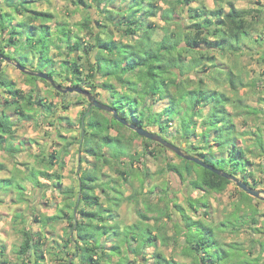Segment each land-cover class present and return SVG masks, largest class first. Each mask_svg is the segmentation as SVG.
<instances>
[{
    "label": "trees",
    "instance_id": "1",
    "mask_svg": "<svg viewBox=\"0 0 264 264\" xmlns=\"http://www.w3.org/2000/svg\"><path fill=\"white\" fill-rule=\"evenodd\" d=\"M1 1L4 4L0 8L1 54L31 70L46 72L55 82L60 79V82H56L59 85L68 84L63 87L88 88L86 90L96 99L101 94L100 90L108 92V101L104 103L114 108L118 116L127 122L148 128L170 141L184 139L187 153L236 176L250 187L258 186L255 171L250 168L255 165L248 156L250 151L248 147L238 145L239 136L243 133L238 132L233 112L227 109L232 103L230 97L224 92L208 88L202 78L191 84L188 73L211 74V70L217 68L215 53L225 56L228 52H235L252 31L262 29L255 23L257 20L258 24L264 22L263 9L240 8L232 0H219L213 8H209L205 0H165L167 6L163 9L157 4V0H75L76 7L86 6L95 10L99 17L95 20L98 27L96 31L92 14L88 10L85 21L78 23V29L74 31L66 22L56 21V16L51 11L34 8V2L49 0ZM257 2L264 6L262 0ZM159 12L167 24L161 33L156 23L147 21L148 18L156 17ZM175 14L184 22H174ZM53 20L55 26L52 28L48 22ZM172 23L175 24L174 27ZM111 24L122 28L120 32L127 38L126 41L114 39ZM79 29H85L91 40L89 37L82 38L78 34ZM263 33L264 31L259 33L256 38L260 46L264 45L260 37ZM5 48L8 49L7 52ZM52 50L64 58L56 61ZM14 52L19 55H14ZM88 54H93L94 59L91 61L87 57L85 68L83 55ZM262 59L264 60V54ZM226 74L232 89L236 90L232 72L228 71ZM25 75L31 81L41 80L52 86L38 76ZM0 88L6 94L0 110V142H3L5 136L14 134V122L8 110L20 118L30 117L29 111L33 106L55 114V109L68 108L69 103L65 97L70 93L78 96L76 104L82 101L87 103L80 113L78 145L79 150L92 157L94 162L79 170L76 191L73 187L61 189L60 181L55 183V187L74 199L72 204L64 205L69 210L61 208L54 215L43 219L35 215L33 219L40 223L41 228L61 219L67 220L70 230L65 247L71 245L74 248L69 255L74 257L76 254L79 264H189L166 256L160 249V245L169 246L171 241L175 246H181V252L191 257L193 264H259L257 257H243V245L226 243L220 239V232L226 228L233 229V221L213 224L203 216L190 215L176 202L172 204L179 219L173 223L171 235L164 229L161 230L157 217L153 224L146 220V209L154 210L150 203L145 204L146 209L143 211L137 208L140 217L138 221L122 226L116 211L105 207L95 192V188L100 186L102 192L109 193L111 181L106 179L104 167L111 168L117 163L125 169L127 166L131 169L148 154L156 157L155 147H159L158 154L169 149L138 135L120 123L111 112L94 106L88 108L89 101L80 93H62L53 87L60 99L57 103L46 102L45 97L35 92V87L24 92L3 72L0 73ZM159 100L165 103L156 110L152 103ZM262 101L264 102V97ZM252 112L264 114V107ZM113 130L114 134L111 132ZM137 139L141 142L138 148L135 145ZM256 143L264 151V143L260 138ZM9 149L14 150L11 145ZM63 151L64 154L68 153L66 146ZM178 157L181 163L166 161L167 170L178 175L182 184L187 182L191 189L202 192V197L189 198L190 208L196 213L203 207V215H208L205 209L209 206L207 194L223 192L233 181L193 161ZM52 159L62 162L61 153L57 151L51 154L47 166L54 165ZM215 163H220V166L217 167ZM4 166L0 162V170H4ZM120 173L124 174V171ZM30 175L35 185L44 186L38 176L50 179L52 173L36 170L30 172ZM54 175L57 179L61 178L60 173L56 172ZM5 180L8 184L0 187V190L7 191L11 187L19 191L24 189L18 182L13 184V180ZM111 188L115 190L114 186ZM117 192L122 194L119 190ZM240 192V200L244 199L248 203L244 215L254 224L252 228L259 231L256 217H264V212L260 214L251 201L263 200L242 189ZM133 197L134 195L127 196L128 199ZM163 197L171 199L168 193ZM237 209L241 211L238 205ZM238 211L232 214L233 219L240 215ZM161 215L170 218L167 206L162 209ZM22 232L23 238L17 251L20 264H44V232H33L31 228ZM252 239L255 242L258 239L259 254H262L264 238ZM3 249L4 246L1 245L0 256ZM250 250L252 252V248ZM0 264L10 263L0 259ZM55 264L74 263L62 257Z\"/></svg>",
    "mask_w": 264,
    "mask_h": 264
},
{
    "label": "rangeland",
    "instance_id": "2",
    "mask_svg": "<svg viewBox=\"0 0 264 264\" xmlns=\"http://www.w3.org/2000/svg\"><path fill=\"white\" fill-rule=\"evenodd\" d=\"M74 1H36L34 2V8L51 11L55 14L56 21L66 22L74 31H77L78 23L85 21L86 12L89 10L92 14L93 27L97 31L98 27L95 20L99 17V14L86 6L76 7ZM232 1L240 8H260L264 10V6L259 4L257 0ZM218 2L219 0H205V4L209 8H213ZM262 3L264 4V0H262ZM157 4L162 9L167 6L165 0H157ZM3 6L4 4L0 0V8ZM173 20L174 22H184L177 14H175ZM147 21L156 23L159 26L158 30L160 33L164 31V25H167L161 18L160 12L156 17L148 18ZM257 22L255 24L262 29L252 31L249 37L241 42L240 47L235 52H228L225 56L215 53L217 55V68L212 69L211 74L190 72L188 75L191 77V84L197 83L198 79L202 78L208 88L224 92L230 97L232 103L227 106V109L233 112V120L236 123L238 132L243 133L239 136L238 145L248 147L250 151L248 156L255 163L250 168L255 171L258 181L256 189L264 192V151L256 143L259 138L264 143V114L252 112L254 109H263L264 107V102L262 101L264 97V60L262 59L264 45L260 46L256 40L259 33L264 31V22L261 24ZM48 23L52 28L55 26L54 20ZM174 26L175 24L172 23V27ZM110 28L114 39L127 40L120 32L122 28H118L114 24H111ZM85 32V29H79L78 34L82 38L89 37L88 39L91 40L90 35ZM158 37L160 36L158 35ZM260 37L264 43V33L260 34ZM5 51L7 52L8 49L5 48ZM52 53L56 55V61L64 58L63 55L57 54L58 52L55 50H52ZM14 55L18 56L19 54L14 52ZM83 57L86 68L85 59L89 57L93 61V54L83 55ZM228 71L232 72L236 90L232 89L229 83L226 74ZM1 72L14 80L16 86L24 92H28L35 87V92L45 97L47 99L46 102L53 101L57 103L60 99V96L55 93L53 86H49L41 80H29L25 73L12 63L3 61ZM56 80L57 83L60 82V79ZM65 85L68 84L63 83V86ZM100 93L98 100L107 102L109 93L101 90ZM4 97H6V94L0 88V110L3 108ZM65 99L69 103L68 108L66 110L62 108L55 109L53 110L56 111L55 114L37 106H33L29 111L30 117L28 118H20L17 114L12 113L11 110L7 111L11 113L12 121L14 122V134L5 136L3 142H0V162L5 165V169L0 171V187H6L8 184L5 179H11L13 180L11 183L18 182L24 187L20 191L14 187L7 191L0 190V246H4L0 259L10 264H20L21 259L17 251L23 238L22 231L28 228H31L33 232L40 230L44 232V237L42 238L44 264H55L62 257L70 259L74 264H79L76 254L74 257L69 255L73 253L74 248L71 245L65 247L67 233L70 230L67 220L61 219L57 222L49 223L44 228H41L40 223L33 220L35 215L43 219L56 214L61 208L64 209L66 203L72 204L74 199L68 195L66 196L55 187L54 185H57L55 183L60 181L61 189L73 187L76 191L79 170L89 167L94 162L92 157L86 156L79 150L78 145L80 113L87 106V103L82 101L80 104H76L78 96L74 93H70ZM164 103V101L159 100L152 103V106L154 109L159 110ZM111 132L115 133L114 130ZM68 142H71V144H68ZM171 142L184 150L187 145L186 141L181 138L172 139ZM140 143L139 139L135 141L137 148ZM10 145L14 150L9 149ZM64 146L67 147V154H64ZM153 147L154 145L151 146V148ZM155 150L156 157L148 154L147 157L140 159L141 163H135L131 169L127 166L129 171H126L127 169L117 163L111 168L105 166L103 169L107 175L106 179L111 181L108 189L109 193L105 194V192H102L100 186L95 188V192L105 207L116 211L117 219L121 225L138 221L140 217L137 208L143 211L146 209L145 204L150 203L151 208L154 210L146 209L145 212L148 215L146 220L153 224L157 217L161 230L164 229L168 235H171L173 233V223L179 219V215L172 204L176 202L182 205L190 215L195 217L203 216L206 221L213 224L226 222L227 220L233 221V229L226 228L225 231L220 232V239L226 243L233 242L243 245L245 248L244 258L257 257L259 264H264V252L259 254L258 239L256 242L252 239L254 237L264 238V217L261 215L256 217L259 221L257 224L259 231H255L252 228L254 224L251 223L248 216L244 215L248 203L246 200L243 201L244 199L240 200L241 189L232 182L223 192H209L206 197L208 198L209 206L205 208L208 211V215H203V207H200L198 212L194 213L190 208L189 198L202 197V192L194 191L188 186L187 182L182 184L178 175L167 170V160L181 163L180 158L173 151L168 150L158 154L159 147H155ZM57 151L62 155L63 166H61L62 162H57L55 159H52L54 165L47 166L48 158ZM219 164L215 163L214 165L218 167L220 166ZM36 170H47L52 173L50 179L38 176L39 181L44 186L35 185L31 179L32 175H30V172ZM122 171H124V174L120 173ZM56 172L61 174L60 179L55 177L54 174ZM142 182L144 185H142ZM112 186L115 187V190L111 188ZM117 190L121 191L122 194L117 192ZM149 190H153V192ZM166 193L171 196V199L163 197ZM129 195H134V197L128 199L127 196ZM115 203L117 204L115 205ZM251 204L257 206L260 214H263L264 200L263 202L252 200ZM237 205L241 211L236 210ZM166 206L169 208L170 218L161 215L162 209ZM66 210H69V208ZM237 211L240 215L242 212L243 214L241 216L238 214L237 219H233L232 214ZM180 241H183V239L180 238ZM160 246L166 256L193 264L191 263V257L183 255L180 245L175 246L171 241L169 246ZM250 248H252L253 254H251ZM56 251L58 252L57 254L55 253Z\"/></svg>",
    "mask_w": 264,
    "mask_h": 264
},
{
    "label": "water",
    "instance_id": "3",
    "mask_svg": "<svg viewBox=\"0 0 264 264\" xmlns=\"http://www.w3.org/2000/svg\"><path fill=\"white\" fill-rule=\"evenodd\" d=\"M6 61L8 63H12L13 65H15L20 71H22L25 74H29V75H35L38 76L42 79H45L46 81H48L56 90L62 92V93H67V92H77L80 93L82 95H84L87 100L89 101V107H97L99 109L111 112L114 117L122 124L128 126L129 128H131L132 130H134L135 132L138 133V135L142 136V137H146L149 138L153 141H156L160 144H162L163 146H165L167 149L173 151L175 154H177L178 156L186 159V160H190L193 161L195 163H197L198 165H201L202 167L222 176L225 177L231 181H233L240 189L244 190L245 192H247L249 195L264 200V192L262 190L250 187L249 185H247L245 182H243L242 180H240L239 178H237L236 176L218 169L216 167H214L211 164L205 163L202 159H200L197 156H194L192 154L187 153L183 148L179 147L178 145H176L175 143L167 140L165 137H163L162 135H160L157 132L151 131L148 128L145 127H141V126H136L133 123H129L127 122V120H125L124 118L118 116L117 111L112 108L110 105L99 101L98 99H96L88 90L86 89H82L80 87L77 86H67V87H63L62 85L57 84L53 78H51L46 72H41V71H34L31 70L29 68H27L26 66L20 64V63H15L10 57L5 56L3 54L0 53V70L2 67V62Z\"/></svg>",
    "mask_w": 264,
    "mask_h": 264
},
{
    "label": "crops",
    "instance_id": "4",
    "mask_svg": "<svg viewBox=\"0 0 264 264\" xmlns=\"http://www.w3.org/2000/svg\"><path fill=\"white\" fill-rule=\"evenodd\" d=\"M0 171H3V170H0Z\"/></svg>",
    "mask_w": 264,
    "mask_h": 264
}]
</instances>
